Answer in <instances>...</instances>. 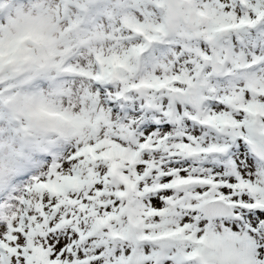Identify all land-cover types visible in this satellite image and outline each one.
<instances>
[{
    "label": "snow or ice",
    "instance_id": "obj_1",
    "mask_svg": "<svg viewBox=\"0 0 264 264\" xmlns=\"http://www.w3.org/2000/svg\"><path fill=\"white\" fill-rule=\"evenodd\" d=\"M0 264H264V0H0Z\"/></svg>",
    "mask_w": 264,
    "mask_h": 264
}]
</instances>
